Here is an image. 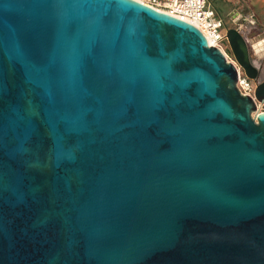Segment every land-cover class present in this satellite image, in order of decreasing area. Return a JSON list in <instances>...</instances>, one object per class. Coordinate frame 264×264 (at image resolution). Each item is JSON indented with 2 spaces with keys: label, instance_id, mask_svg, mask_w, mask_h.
Wrapping results in <instances>:
<instances>
[{
  "label": "water",
  "instance_id": "obj_1",
  "mask_svg": "<svg viewBox=\"0 0 264 264\" xmlns=\"http://www.w3.org/2000/svg\"><path fill=\"white\" fill-rule=\"evenodd\" d=\"M237 80L140 0H0V264H264V111Z\"/></svg>",
  "mask_w": 264,
  "mask_h": 264
},
{
  "label": "built area",
  "instance_id": "obj_2",
  "mask_svg": "<svg viewBox=\"0 0 264 264\" xmlns=\"http://www.w3.org/2000/svg\"><path fill=\"white\" fill-rule=\"evenodd\" d=\"M149 6L187 21L197 26L207 37L209 45L219 48L228 62H233L238 70L237 87L244 95L253 97L257 104L258 112L264 111V104L255 98L257 82L250 79L234 58L226 36L227 24L225 18L217 11L210 0H143ZM242 1V0H241ZM248 10L238 12L233 16L238 29L247 39L246 28H255L258 25L257 13L249 6ZM248 40V39H247ZM260 81V80H259ZM257 112L253 113L256 118Z\"/></svg>",
  "mask_w": 264,
  "mask_h": 264
},
{
  "label": "rangeland",
  "instance_id": "obj_3",
  "mask_svg": "<svg viewBox=\"0 0 264 264\" xmlns=\"http://www.w3.org/2000/svg\"><path fill=\"white\" fill-rule=\"evenodd\" d=\"M140 1L144 2L143 0H140ZM234 7L232 6L231 8L233 9ZM247 10H248V8L244 7V9L242 11L245 13ZM238 11L240 12L241 10L237 8L235 11L236 13H234V11L229 10V12H226L223 14V17L226 20V24H227L228 28L235 27L236 23L233 21V16H235L238 13ZM258 24H260L259 20H258ZM245 34L247 35V39H248L247 42H248L250 49H251L252 60L258 67L263 69L261 77L264 78V46L261 47L262 48L261 51H256L254 48V46H255V44H257V42L258 43H259V41L263 42V40H264V24H261L258 27H255L252 29L246 28Z\"/></svg>",
  "mask_w": 264,
  "mask_h": 264
},
{
  "label": "crops",
  "instance_id": "obj_4",
  "mask_svg": "<svg viewBox=\"0 0 264 264\" xmlns=\"http://www.w3.org/2000/svg\"><path fill=\"white\" fill-rule=\"evenodd\" d=\"M210 1L214 4L217 11L222 16L224 13L229 12V10L234 11V13H236L235 11L237 8L242 11L245 6H249L257 13V17L260 22V25L264 24V0H242V1L241 0H210ZM232 6L235 7L232 9L231 8ZM256 46L257 49L254 46L255 50L261 51L262 50L261 47L264 46V40L263 42L262 41L261 42L259 41V43L257 42Z\"/></svg>",
  "mask_w": 264,
  "mask_h": 264
},
{
  "label": "flooded vegetation",
  "instance_id": "obj_5",
  "mask_svg": "<svg viewBox=\"0 0 264 264\" xmlns=\"http://www.w3.org/2000/svg\"><path fill=\"white\" fill-rule=\"evenodd\" d=\"M262 72H263V70H262ZM261 75H262V74H261ZM263 79H264V78L261 77L260 81H262Z\"/></svg>",
  "mask_w": 264,
  "mask_h": 264
},
{
  "label": "bare ground",
  "instance_id": "obj_6",
  "mask_svg": "<svg viewBox=\"0 0 264 264\" xmlns=\"http://www.w3.org/2000/svg\"><path fill=\"white\" fill-rule=\"evenodd\" d=\"M259 46H261V45H259ZM255 48L257 49V46H256V44H255Z\"/></svg>",
  "mask_w": 264,
  "mask_h": 264
},
{
  "label": "trees",
  "instance_id": "obj_7",
  "mask_svg": "<svg viewBox=\"0 0 264 264\" xmlns=\"http://www.w3.org/2000/svg\"><path fill=\"white\" fill-rule=\"evenodd\" d=\"M260 24L257 25V27L259 26Z\"/></svg>",
  "mask_w": 264,
  "mask_h": 264
}]
</instances>
